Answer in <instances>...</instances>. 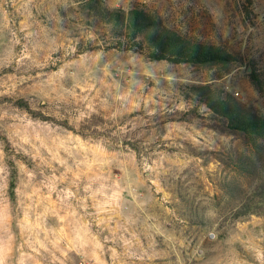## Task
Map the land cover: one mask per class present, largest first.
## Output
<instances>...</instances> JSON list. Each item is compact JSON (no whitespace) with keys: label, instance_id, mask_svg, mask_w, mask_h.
Here are the masks:
<instances>
[{"label":"rangeland","instance_id":"374dc122","mask_svg":"<svg viewBox=\"0 0 264 264\" xmlns=\"http://www.w3.org/2000/svg\"><path fill=\"white\" fill-rule=\"evenodd\" d=\"M105 2L152 10L236 60L222 72L104 50L71 0H0V101L25 98L46 118L0 102V264H264V205L232 216L253 192L264 200V152L211 129L184 95L211 80L264 113L248 77L264 82V0ZM238 153L252 172L231 167Z\"/></svg>","mask_w":264,"mask_h":264},{"label":"trees","instance_id":"16d2710c","mask_svg":"<svg viewBox=\"0 0 264 264\" xmlns=\"http://www.w3.org/2000/svg\"><path fill=\"white\" fill-rule=\"evenodd\" d=\"M71 2L74 3L76 12L84 16L90 25L99 29L104 38L101 46L104 50L137 51L151 61L164 60L173 64H188L205 70H222V72L228 71L236 60L235 55L225 46L202 42L183 34L167 26L156 12L144 7H111L105 0H71ZM95 47L99 46L90 44L87 48L77 50L84 52ZM248 77L252 85L260 91L264 82L255 68L250 66ZM209 81L211 80L185 84L186 99L201 103L208 109L209 118L212 121L211 129L239 135L247 141L255 153L258 155L263 153L264 113L258 112L248 103L241 102L222 85ZM0 102H10L33 117L46 120L43 118L45 116L32 109L25 98L15 100L4 98ZM63 125L79 135H87L66 122ZM0 141L5 148H9V142L1 132ZM227 157L238 175H242L243 172L250 173L255 167V161L249 154H229ZM237 180L236 176L229 178L223 188L225 193L229 195L238 193ZM13 186L14 178L10 182L11 189ZM262 189L259 195L264 199V185ZM253 193L239 203L240 206L232 214L234 219L250 214H260L264 200L252 199ZM11 195H13L12 192Z\"/></svg>","mask_w":264,"mask_h":264}]
</instances>
